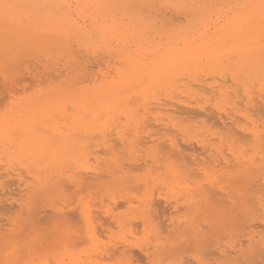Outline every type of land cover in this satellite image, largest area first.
Listing matches in <instances>:
<instances>
[{
	"label": "bare ground",
	"instance_id": "6f19581e",
	"mask_svg": "<svg viewBox=\"0 0 264 264\" xmlns=\"http://www.w3.org/2000/svg\"><path fill=\"white\" fill-rule=\"evenodd\" d=\"M50 1L59 2V3H56V4H58V6L54 5L55 2L53 4ZM50 1L49 0H0V4H7V5H13L14 6L11 9H5V8L0 7V53L4 51V54H5V48H7L6 46L8 45L7 42L9 40H12V38L8 39V37H10V33H12L11 37H13V38H15L13 36V34L14 35H18L19 34L21 36L23 34L22 42L19 41V45L17 44V42H15L17 44V48L20 46V44L21 45L23 43L28 44V40H27V42L23 41V40H25V39H23V37H25L24 35H26V36L29 35V38H30V36H33L32 38H34V35H37V38H34V39H36L38 41L39 38H42L41 40H39L40 44H41V41H43V40L46 41L45 43L43 42V44H42L43 46H45V44H48V42H51L52 46H50L51 43H49V47H44L46 49H50V51H52V49H53L52 47L55 46V45L53 46V44H56L59 40L62 41L61 43H62V46H64V47L62 48V46H60V44H56L55 49L53 51H55L56 49H59V48H56L57 45H59L63 49V50L60 49L61 51H64L65 47H67V44L69 45L68 42H71V41H75L80 46L91 45V46L95 47L99 43L103 44V43L107 42L106 41V39H107V34H106L107 26H106V24H107L108 21L105 18L108 17V16L111 17V21L113 22V28H115V31H116L115 34L119 33V34L123 35L124 36V40H126L127 39L126 37L129 36L131 41L135 43L137 52L131 53V50L124 49V46H122V49H119L117 51L120 54V56H123L124 58L127 57V56H130V58L127 60L129 66H130V71L127 70V71L130 72V75H129V77H128L127 81H126V84H125V85H127V88L125 90H123V91H120V92H116L115 91L111 95L107 94L104 97L102 96L103 97L102 99H99L97 96H96L97 98H95V97H93V98L85 97V99L87 98V100H85L84 102H83V99L81 100L84 105L77 109L79 111V113L81 114V116L79 118H77V119L74 118V121H72V123H70V124L68 123L69 126L63 127L64 126V122H63V126L58 125L56 120H59L61 122L62 117L59 119V115L60 114L57 113V115H58L57 116L56 114H54L55 112L52 113L53 109L51 107L49 108V106H46V105H45L46 107H42L41 106V113L42 114H44V113L48 114L49 113V114L53 115V117L56 115L58 117L57 118L55 116L57 119L53 118V117L52 118H43V117H40V114H39L38 116L41 119L39 121H36L35 118H38L37 115L32 116V113L28 115V112L24 113V115H26V117H27V118H24V119H21V117H20L22 115V113L20 115H17L16 117L14 116L15 119H12V120L7 119L6 117H0V151H1L0 152V163H3V162H6L7 164L9 162L12 163L11 160H13V159H16L17 161L21 162V160H19L21 158H22V160H24V158H25L24 163H26L27 160L32 161V165L29 164L32 167H27L28 170L26 168H24L26 166V164H23L24 167L22 166L23 161L19 165V167L20 166L23 167L22 169L24 171L26 170V172H27L26 174H29L30 178L32 177V179H31L32 181L30 180V182H27L26 179L23 178V176L21 174V172L23 170L21 169L22 171L19 172V170H18L19 168L16 166L18 164H14L17 167V168H15V171L13 170L14 168L13 169L11 168V166L13 164H11V165L8 164V167L10 166L11 172H13V171H14V173L16 172L15 176L17 177V182H18V185H19V188H20L19 189L20 190V194H19L20 197L17 198L16 200L18 202V206L20 207V210H21L20 212H22V210L24 212L26 211L25 214H27L28 217L24 218V217H22L23 216L22 215V216H20V217H18L16 219L7 218V224H6V222H4L7 226L4 223L3 224L0 223V254H2V253L4 254V256H5L4 258H5L6 262H7V264H18V261H20L21 259H22L21 261L24 262L23 261L24 257H27V256L30 258V261H31L30 264H163L164 259L166 260V256H164L165 258H162L161 257L162 255H168V254L172 253L173 251H175L176 249H178L180 246L181 247H185L184 246L185 243H188V244H185L186 246L187 245H193V244L196 246V244L205 243V241L208 239V237L210 238V236L207 237V234H206L207 238L204 237L205 236L204 232L206 230L205 231L202 230L203 229V228H201L202 226L198 225V224H202V223H199L198 220H197V222H198L197 225H195V223H196L195 222V218L198 219L199 215L201 217L204 216V219L206 218L205 217L206 215H204V214L207 213V211H208L207 208H210L209 210H211V205H212L211 202L213 203L212 200L214 199L212 197V200H211V196L210 195L215 194L216 191H217L216 194H220V192H218V190L213 191L214 188H216V187L219 188V189H222L226 193V195H225V193L223 192L224 194L223 195L221 194L222 196L225 195V196H227V198H229L228 200L231 199V207L229 206L230 208L227 211H225L226 209L222 208V207H224V205L226 207V204L222 203V205H221V203L218 202L220 200H218V199L215 200L214 199V201L218 202L216 204L220 205L221 208L223 209L222 216H221V217H223V219L221 220L222 223L223 222L225 223L226 219H227V222L225 224L228 225L229 223L231 224V222L233 223L234 219H237V218H235L236 215L233 214L234 212H236L237 215H240L243 218L247 219L245 221L251 220L252 218H253V220H255L256 218L259 219L261 224L259 222H258L259 223L258 224V223H256L257 221L256 222L254 221L255 225H257V227H258V225L259 226L263 225V227H264V140H263V138H264L263 136L264 135L262 134V132L258 131L254 126H253V128H250V129H248L246 127V130L248 129V133H249L248 135L246 134L247 135L246 137H248L249 135L253 136V143H254V147H255V152L257 151L256 154L258 153L259 161L255 160L256 155H254L255 158L253 156H251V157L248 156V158H247L246 155L245 156L243 155L244 153L242 152V150H240V151L237 150V149L235 150L232 147L229 149V157L226 156V153L224 154L223 149L221 150V149H216L215 148V152H216L215 160L218 161V164H219L220 160H222V162L224 164H227L226 167H230V166L231 167L232 166L235 167L233 172L232 171H230V172L228 171L229 172L228 174L231 176V177L229 176V178H230V181L228 180L229 183L228 182H227L228 184L220 183V181H221L220 179H219L220 181H218L217 179H215V180L211 179L212 176L211 177L208 176L209 173H207L206 174L207 176L204 177V178L208 179V183L211 186V188H209L210 186H208V188H206V187L204 188L202 185H199L197 187L194 186L195 188H192V190L191 189H186L184 196H182V198L179 197L180 199L178 197H176L175 195L172 196L171 200L170 199H165L166 202L170 201V204L173 201V205L174 206H177V204L179 202L184 203L185 205H187L186 207H188V208L191 207V205H194V204L198 206V210H195V212L192 211L193 212L192 217H189V218L185 217L184 219L182 218V219H179L177 221L178 222L177 225L179 226L178 228H180V225L183 226L182 227L183 229L181 228L183 230V232L180 231L181 234L177 232L176 225L174 224L175 220H177V218H173V217L169 218L170 219V224L169 225H172V228L167 230V231L170 232L168 234L172 235V236L170 237V239H167V240L165 239V241H162L163 233H165V232H163V229H162L163 225H161L160 221H158V213L156 212V208H157V210H159L158 205L161 203L158 200L162 201V199H157V204H156V201L152 200L150 197H145V195L141 194L143 196V198L141 197L142 199H139V198L136 197V199H139V200H136V201H138V203H140V205L137 206V204H136V206H137L136 210L137 211H135L134 214H131L130 217H124L122 215H119V214L113 212V210H114L113 206L105 208L103 210L104 213L109 218H111V221H109V220L107 221L108 223L110 222V224L113 223V224H116L118 227H123L124 228V226H126V225H131L132 224V226H133V223L135 221H137L138 224H141L143 226L142 229H143V231L146 234L152 233V235L154 236V238H153L154 242L152 240H151L152 242H150L148 239L145 240L147 242H145V241L142 242V240H140L141 242H137L136 240L134 241L133 239H131L133 241L130 240L129 237H132L133 235L128 237L127 233L126 234L124 233V234L119 235V236H114L117 240L114 241V244L112 243L113 245L111 247H107L106 246L107 243L104 244L103 243L104 241L101 240V238H100L101 237V233H102V230H104V229H102L100 232L98 231V230L101 229V227L99 229V227L97 226V223L95 224V219H94V215H93V212H92L94 210L90 209V205H89L90 202L85 201V199H84L85 197L84 198H82V197L78 198L79 199V203L77 204V202H76V205L74 206L75 208L74 207H72V208L70 207L69 208V206L62 205L61 204L62 200L60 201V199H58V198H62L64 196L63 193L66 190V188H65L66 184L65 183L73 185L75 189H80L81 187H86V188L89 189V188H91V186L100 187V186H104L106 183L109 184L108 182L105 183V182L102 181L104 176L111 177L110 181L116 183L120 179H123L125 176L129 175L130 170L129 169H124L122 167L123 164L120 163V161L116 159L117 157L116 158H112L113 157L112 155H111L112 157H110V159H112V160L116 159L115 163H117V167H116V169L114 171H112L111 168L109 170L108 165H107V167H104V166H106V164H103V165L101 164L103 167L100 165L97 168L93 169L92 172H90V174H87L89 172V167H91V166L88 165L89 163H87V162H89V159L91 158L90 156L93 155V154H94L93 156L96 158L95 154L97 153L95 151H91V150L88 149V147H89L88 143L90 141L89 139H91V137H93V134L96 133V132H100L101 134H99V136L104 138V139L106 138V139L103 140L101 138L102 141L99 142V145L100 144L102 146L104 145L105 148H109V146L111 147V145L109 144V141L112 138H110V140L108 142H107V138H108V136L111 135L110 132L113 131V130L112 129H108V128L111 127L110 125H111V123H113L111 121H114L115 117L112 116V115L111 116H107L108 115L107 112H109L107 110V107H108L107 103L109 101L112 102L113 104H114V102H116V104H115L116 107L114 106L115 109H117V110H114V112L117 111L116 115L114 113L115 116L123 115L127 119V121L129 120V118H131L130 120H134V118H136V117L140 118L139 116H137L138 115L137 113H139V112H137L134 115H132V113L135 112L136 110L134 111V110H131V108H129V104L130 103H133L134 101L140 102V100L143 101V99L146 98V96L148 94H150L153 90L155 91L156 88H160V89H162L164 91H167L168 89H170V87L173 84H174V86H172V87L174 88L175 87V83L174 82L176 80H178V82H180L179 79H182L181 81L184 82V77H190L191 76L193 78L194 73L198 71L197 73L199 74V71L201 70V66H203L204 64H208L207 66L210 65L209 67H211V66L213 67V65L214 66L216 65L217 67L218 66H222L223 67V65H224L223 63L226 64V62H230V61H234L233 62L234 64H236L238 62H241L242 66L240 64H237V66H234V64L232 62L229 63V64H226V65H230L231 67H239V66H241L242 68L244 67V71L246 69V72L249 73V74L248 73H243L244 72L243 71V72H241V75H243L241 77H244L246 74H248V76L253 74L252 76L255 77V80L252 77L253 78V81H252V78L250 76L249 78H251V82L252 83H256V81H257L260 84L258 87H260V86H261L260 88L264 87V11H262V9L260 7L261 4H262V0H237L236 2H232V3H235L234 5H229V6H228V4L230 2L228 3V1H227L228 4L226 5L225 8H223L221 10H218V8H216V7L213 8L212 9L213 12H217V14L219 12L217 20H214V18H216L217 15L213 14L215 16L213 18V20H214L213 22H215V25L213 24L214 26H212L211 24H210L211 26L208 25L209 22H207V20L211 19V18L208 17L209 16L208 15L207 16L208 18H206V17H205L206 19L204 18L206 20V23L205 22L201 23V25H199V26H201L202 28L198 29V31L196 33H194V31H191L189 29L187 31H183L182 30V31L177 32L176 34L179 35V36L174 38V39H171V37H170L169 41H167V47L165 49L164 48L161 49L158 45L151 44L152 40L149 39L148 37L145 38L147 36L146 33L150 29V27L148 25H145V26L142 27L140 23H135L136 21H134V22L129 21L127 24L122 25L121 21L116 20V17L119 15L118 13L120 12L119 10L123 9L124 7L128 8V5L130 3H133L132 1L129 2V0H84V2L86 3L85 8L86 7L90 8L92 10L90 12V14L93 15V17H91V23L92 24L89 25V27L87 25L85 26L83 24V22L85 23L86 18L88 16H90V14L85 13L87 10L86 11L84 10L85 12L82 11L81 14H79L80 19L83 20V22L81 21L82 23H80L79 21H77L73 17L72 11H71L72 9H70L69 5L67 6L66 9H63L60 6V4H63L65 2V0H50ZM133 1H136V3L140 2V4H141L142 1H144V0H133ZM146 1H148V0H146ZM150 1L151 0H149V2ZM159 1H164V2L170 3L171 6L181 7V9L182 8H192L194 10H197V12L199 11V13H203V12L206 13L208 11L205 12V9H210L208 7L207 3H205L207 6H205V4L203 5L204 1L206 2V0H159ZM159 1H156V2L159 3ZM207 1H209L208 3H210V1H213V3L214 2L215 3H218V2L222 3L225 0H207ZM146 3H144V4H146ZM134 4H135V2H134ZM144 4H143V6L146 7L147 4L146 5H144ZM157 5H159V4H157ZM212 5H214V4H212ZM151 6H153V5H151ZM209 6H210V4H209ZM139 8H140V6H138L137 9H139ZM156 8L159 9L161 7L157 6ZM141 9H143V8H141ZM145 10H146V8H145ZM248 10L250 11L249 12L250 15H245V13H247ZM151 12H153V11H151ZM182 12H184V11H182ZM187 12H188V10H187ZM190 12L194 13V11L190 10L188 14H190ZM121 13H126V12H121ZM167 13H168V10H167ZM204 13L201 15L202 18L204 17ZM127 14H128V12H127ZM220 14H222V15H220ZM157 15L159 16V14H157ZM170 15H172V14H170ZM177 15H176V18H177ZM130 16H132V15H130ZM172 17H171V19H172ZM132 18H135V16H132ZM176 18H174V19H176ZM99 19H101V22H99ZM204 19H202V20L204 21ZM202 20L200 22H202ZM139 22L143 23V21H141V20H139ZM200 22L198 24H200ZM194 24H195V22H194ZM183 25H184V23H183ZM194 29H196V28H194ZM245 34H249V35H247L244 38H242V36L245 35ZM250 34H252V35H250ZM16 37L19 38V36H16ZM140 37H142L143 39L140 38ZM165 37H167V36H165ZM251 37L256 38L255 44H253L252 42H248V43L246 42V39H249ZM25 38H28V36L25 37ZM15 39H17V38H15ZM17 40H19V39H17ZM37 41H35V43ZM13 43H14V39H13ZM15 43H14V45H15ZM32 43H33V40H31L29 45H32ZM38 43L39 42H37V44ZM164 43H166V42H164ZM164 43H163V45H164ZM125 44H126V47H129L128 46L129 44H127V43H125ZM143 44L146 45L145 51L142 52V53H139V46H141ZM250 44H252V46ZM29 45H27V46H29ZM42 45H40V46H42ZM23 46H24V44H23ZM27 46H26L25 49H27ZM37 46H38L37 48L39 49L40 48L39 44ZM43 46L41 48H43ZM109 46H111V45H109ZM13 47H15V46H13ZM149 48H153V49L149 50ZM21 49L24 50L23 47H21ZM38 49H36V50H38ZM46 49H44V51L42 53H45ZM9 50H10V48H9ZM29 50H32V48L29 49ZM40 50L42 51V49H40ZM60 50H59V52H61ZM65 50H67V48ZM125 50H127V51H125ZM20 52H22V51L20 50ZM20 52H18V53H20ZM69 52H71V53L73 52V53L76 54L75 51H71L70 50ZM48 53H49V51H48ZM49 54H51V52ZM0 56L2 57V60H0V62L4 61L3 63H5V66L8 65L9 62H10L9 59H11V56L10 57L6 56L5 58H4V55L3 56L0 55ZM76 56H77V54H76ZM85 56H87V55H85ZM7 57H9V58L7 59ZM12 57L14 58V55ZM51 57H53L52 54H51ZM82 57H83V54H82ZM16 58H17V55H16ZM16 58H14V59H16ZM59 58H61V57H58V59ZM89 58H87V59L83 58V59L84 60H89ZM100 58H102V57H99L98 60ZM103 58H104V56H103ZM14 59H11V61L14 60ZM61 59H63V58H61ZM61 59H59V60L62 61ZM110 59H113V58H110ZM68 60L69 59H64L63 61H64V63H66V61H68ZM24 61L27 62L26 60H24ZM30 61H32V60H30ZM70 62H71V60H70ZM86 62H88V61H86ZM3 63H1V65H3ZM74 63H76V62H74ZM89 63H91V61H89ZM97 63H98V61H97ZM97 63H94V64H97ZM122 63H124V62H122ZM12 64H14L13 61H12ZM30 64H32V63H30ZM30 64H28V65L30 66ZM92 64H93V62H92ZM20 66H22L21 63H20ZM31 66H33V65H31ZM31 66H30V68H31ZM64 66L68 67L69 64L68 65L64 64ZM74 66H75V64H74ZM80 66H78V67H80ZM207 66L204 65V70L205 71H203V72H206V67ZM11 67H12V65H11ZM82 67H85V66H82ZM222 67H220V69L224 70V68H222ZM241 67H239V68L241 69ZM7 68H9V66ZM32 68H34V67H32ZM36 68H37V66H36ZM93 68H92V70L95 69V68L94 69ZM114 68L112 67V69H114ZM226 68L231 70V68H229V66L228 67L226 66L225 69ZM0 69L3 70V68H1V67H0ZM19 69H20V67H19ZM112 69H111V71H112ZM214 69H216L215 72L218 70L217 68H214ZM238 69H237V72H234L235 74L233 73V76L237 75V78H238V74L237 73L239 72ZM53 70H55V69H53ZM89 70H91L90 67H89ZM92 70H91V72H93ZM208 70H209V68L207 69V71ZM232 70H234V69H232ZM59 71H61V70H59ZM63 71H61V72H63ZM81 71H83V70L81 69ZM84 71L85 72L87 71L86 68H85ZM4 72L5 71L3 70V73ZM19 72H20V70H19ZM35 72H36V69H35ZM213 72H214V70L212 72H210V73L213 74ZM12 73H10L11 77L16 76V75L13 76ZM112 73H114V72H112ZM14 74H15V72H14ZM48 74L52 75L51 72L48 73ZM58 74H60V72ZM89 74H91V73H89ZM204 74H202V75H204ZM222 74H220V75H222ZM10 75H8V76L10 77ZM20 75H22V74H20ZM34 75H35V73H34ZM107 75H105V76H107ZM123 75H126V74H123ZM5 76H7V74H5ZM17 76H19L18 73H17ZM53 76L55 77V75H53ZM82 76H84V75H82ZM235 76L233 77V79L235 78ZM59 77L60 76H58V78ZM87 77H90V75L87 76ZM102 77H104V76H102ZM113 77H115V76H113ZM191 77L189 79H191ZM197 77H199L198 79H200V77H201L200 74H199V76L196 75V78ZM92 78L93 77H90V79H92ZM97 78L98 77H96V79ZM196 78L194 77L193 80H196ZM207 78H210V77L207 76ZM213 78H215V77L213 76ZM237 78H235V80H239ZM249 78H248V80H249ZM44 79H50V78H44ZM65 79H67V78H65ZM82 79H83V77H82ZM216 79L218 80V78H216ZM244 79H246V78L244 77ZM18 80L20 81V79H18ZM56 80H54V82ZM193 80H191V82ZM82 81H85V80H82ZM23 82H25V81H23ZM41 82H42V80H41ZM46 82H48V81H46ZM75 82H77V81H75ZM78 82H80V81L78 80ZM178 82H176V85H178ZM246 82H248V81H246ZM14 83H15V81H14ZM14 83H13V85L11 84L12 85L11 87L15 86ZM185 83H186V81L183 84H185ZM193 83H194V81H193ZM201 83H202V81H201ZM201 83H199V84L201 85ZM203 83L205 84V82H203ZM111 84L112 83H110V86H112V88H113V84L112 85ZM199 84L197 83V85H199ZM206 84L209 85L208 83H206ZM247 84L249 85L250 83L248 82ZM187 85L188 86L183 85L184 87H186V88L183 87V89H186V90L189 89L188 88L189 84H187ZM193 85H196V84H193ZM200 85H199V87L204 86V85H201V86ZM253 85H255V84H253ZM4 86L6 87L7 85H4ZM16 86H18V85H16ZM35 86H36V84H35ZM114 86H115V84H114ZM210 86H211V88H212V86L215 88V86L212 85V84H210ZM219 87L223 88V85H221ZM250 87L251 86H249V89L247 88V90H250ZM175 88H177V87H175ZM175 88H174V90H175ZM178 88H182L180 86V84H179ZM214 88L211 89V90H214ZM18 89L20 91L21 88H18ZM96 89H98V86H97ZM106 89H108V88H106ZM113 89H115V88H113ZM190 89H192V88H190ZM199 89H201V88H199ZM202 89H203V87H202ZM24 90H27L26 87H25ZM87 90H89V89H87ZM186 90H184V92L188 93ZM208 90H210V87H209ZM239 90L240 89H238V92H239ZM51 91H52V89H51ZM51 91H48V93L51 92ZM63 91H65V90H63ZM94 91H95V89H94ZM169 91L172 92V90H169ZM225 91L227 92V90H224V92L220 91L221 92L220 95H223V99L224 100L226 98V97H224V94H226ZM263 91H261V92H263ZM124 92H126V93L124 94ZM171 92H169V93H171ZM214 92H213V94H214ZM236 92H237V90H236ZM169 93H167V94H169ZM189 93H195V90H194V92H189ZM189 93H188V97L190 96ZM1 94H3V93H1ZM5 94H3V95L5 96ZM14 94H16V91H15ZM73 94H75V95L78 94L79 95V93H77V94L73 93ZM173 94L175 95V94H177V92L176 93L173 92ZM173 94H172L173 98H176V99H178V97L180 98L179 92H178L177 95H175V97L173 96ZM181 94H182V92H181ZM43 95L44 94H42L41 96L39 95L40 96L39 98L37 97V100H36L37 103H40V102L42 103L43 102V104H45L46 101H48V100L50 101L51 100L50 102H48L49 103L48 105L54 106V108L55 107L58 108V105H60L59 101L62 99L61 96L56 94L55 91H54V92L50 93L43 100V98H42ZM45 95H47V94L45 93ZM80 95H82V94H80ZM156 95H158V94H156ZM214 95H216V94H214ZM214 95H213V97H214ZM86 96H88V95H86ZM151 96H148V97L151 98ZM176 96H178V97H176ZM225 96L229 97L231 95L228 96L226 94ZM70 97H69V99H67V101L70 100ZM74 97H77V96H74ZM74 97L72 99H74ZM233 97H234V95H233ZM2 98H3V96H2ZM78 98H76V99H78ZM170 98H169V100L171 101ZM173 98H172V100H174L173 101L174 105H173V103L172 104L168 103V101H167L168 104L165 102V103H163V105H161L162 103H160L159 105L161 106L162 109H164L166 111L168 109V112L172 111V112L175 113V112L178 111V113L179 112L180 113L183 112L185 114L188 110L190 112L195 111L194 109H196V108H194V109L192 108L191 110H193V111H191L189 108H187V107L184 108L183 107V105L190 106V104L187 103L189 101L185 102V100H184L185 98L184 97H183L184 99H182V100H175ZM208 98H210V97H208ZM247 98H248V96H247ZM159 99H161V98H159ZM251 99H254L253 101H255V102L258 101L255 97H251L250 96V98H248L247 103L249 102L251 104L253 102V101L250 102ZM227 100L228 99L226 98L225 101H227ZM243 100H244V97H243ZM1 101H2V99L0 100V102ZM176 101H177V103H176ZM2 102H4V101H2ZM22 103L29 105L28 104L29 102L28 103L22 102ZM239 103L240 102H238V104ZM259 103H261V102H259ZM259 103H257V105ZM3 104H6V103H3ZM134 104H136V103L134 102ZM141 104L143 105V103H141ZM141 104H140V107H143ZM156 104H158V103H156ZM177 104H178V106H176ZM179 104H182V105H179ZM263 104H264V98H263ZM63 105H61V106H63ZM130 105H132V104H130ZM22 106H23V104H22ZM76 106H78V105H76ZM181 106L184 109L183 108L181 109ZM207 106H209V105H207ZM240 106L243 107V105H240ZM259 106H261V104H259ZM19 107H21V106H19ZM29 107H31V106H29ZM34 107H36L35 104H34ZM206 107L198 105L197 108L200 109L201 111H204V109H206ZM254 107H256V106L254 105ZM150 108L155 109L154 107H150ZM158 108H160V107L157 106V109ZM217 108H218V106H217ZM65 109H66V106H65ZM72 109H74V108H72ZM220 109L221 108L219 107V110ZM250 109H252V108H250ZM253 109H252V111H253ZM13 110L14 109H12V111ZM16 110L17 109H15L14 111H16ZM60 110H63V109L59 108V111ZM138 110H140V109H138ZM185 110H186V112H184ZM207 110H208V108H207ZM255 110H258V108L254 109V112H255ZM262 110L264 111L263 108H262ZM12 111L10 112L11 114H12ZM35 111H36V109H35ZM201 111H197L196 115H197V113H199ZM260 112H262V111H260ZM7 113L8 112H6V114ZM257 113H259V112L258 111L256 112V115L258 116ZM63 114H65V113L61 112V115H63ZM144 114H146V113L144 112ZM218 114H220V113H218ZM262 114L264 115V113H262ZM169 115H170V113H169ZM185 115L187 116V114H185ZM201 115H203V117H204L207 114H205V115L201 114ZM201 115H199V116H201ZM230 115H232V114H230ZM230 115L226 114V118L230 119L231 122H234V120L231 117H229ZM259 115H260V118H261L262 116H261L260 113H259ZM188 116H190V115H188ZM193 116H194L193 119H195L196 117L198 118V116H195V114ZM222 116L223 115L221 114V118H223ZM103 117H105V118L106 117L107 118L111 117V121H109V122H111L110 125H109V122L107 121L109 119H106V120L104 119L103 120V122L105 121V123H104L105 125L102 122H100L101 118H103ZM180 117H181V120H182V117H183L182 114H181ZM244 117L248 118L249 115L247 114V116H244ZM258 117H257V119H259ZM9 118H11V117H9ZM118 118L119 117H116V120ZM162 118L161 117H157V116L154 117L155 120H159L160 122L162 121ZM207 118H209V119H206V120H210V117L207 116ZM221 118H220V120H221ZM226 118H223V119H226ZM122 119H124V118H122ZM257 119L254 117V122ZM65 120H67V119L65 118ZM147 120L149 121L148 118H147ZM165 120H166V118H165ZM186 120H187V118H186ZM220 120H219V122H220ZM238 120H239V118H238ZM67 122H68V120H67ZM106 122H107V125H106ZM120 122H122V121L120 120ZM124 122H125V120H124ZM129 122L130 121H128L127 124ZM134 122H135V120H134ZM166 122H169V121L167 120ZM215 122H216V120H215ZM217 122H218V120H217ZM257 122H258V120H257ZM125 123H123V126L125 125ZM139 123L142 124V125H139V128H140V126H143V119H139L138 124ZM151 123L152 122H150V124ZM206 123H207V121H206ZM253 123H252V125H253ZM262 123L264 125V121ZM115 124H117V123H115ZM127 124H126V126H127ZM130 124H132V123H130ZM219 124L220 123H218V125ZM118 125H116L117 128L119 127V128H123L124 130H126L124 128L125 126L122 127L120 125V123ZM212 125H214L216 127L217 123L216 124L212 123ZM225 125L226 124H224L223 126H225ZM236 125H237V123H236ZM257 125H259V124L257 123ZM49 126H52L53 128L52 127L48 128ZM116 126L114 125L113 129ZM152 126H157V125L152 124ZM207 126H208V124L206 125V127ZM248 126H250L249 123H248ZM260 126H262V125H260ZM62 127H63V129H62ZM226 127H228V126L226 125ZM137 128H138V126H137ZM210 128H211V126H210ZM212 128H214V127H212ZM222 128L225 129V127H222ZM263 128H264V126H263ZM263 128L261 127V129H263ZM43 129H45V130L46 129L54 130V131L60 133L61 136L59 137L58 134L57 135L54 134L55 136H53V135H51L52 133H50L47 130L44 131V132H46V134L48 133L50 135H46L43 132ZM106 129L110 130V132L107 130L109 132V134H110L108 136H106L108 132L105 135V132H106L105 130ZM127 129H129L128 126H127ZM131 129H133V125H132V128H130V130ZM158 129H162V128L160 127ZM218 129H219V127H218ZM39 130H41V131H39ZM121 130L118 129V131H120L119 133L123 134V133H121ZM143 130H145V129H143ZM164 130H166V128ZM168 130H171V129H168ZM36 131H39V132H36ZM192 131H194V130H192ZM263 131H264V129H263ZM40 132H42V134H45V136H48V137H51V138L46 139V138L42 137V134ZM154 132L155 131H152V133H154ZM156 132L161 135L159 130L156 131ZM152 133H151V135H152ZM215 133L218 134V133H221V132H217L216 131ZM238 133H239V131H238ZM234 134H236L237 137H239V138L241 137V136H239L236 133V131H235ZM244 134L245 133H243V135ZM115 135H117V134H115ZM133 135H135V134H133ZM240 135H242V134H240ZM120 136H123V135H120ZM126 136H128V135L126 134ZM136 137H138V136H136ZM141 137H143V136H141ZM141 137L139 135V138H141ZM173 137H175V136L173 135ZM237 137H236V139H238ZM53 138L56 139V141ZM123 138L126 139L125 136H123ZM242 138L245 141V139H244L245 137H242ZM124 139H122V140H124ZM94 140H96V139H94ZM243 140H242V142H243ZM247 140H246V142H247ZM140 141L144 143V142H147V141L149 142L150 140L148 139L147 141H143V140H140ZM239 141H240V139H239ZM239 141H237V142H239ZM132 142H134V141H132ZM150 142H152V141H150ZM179 142L177 141V143H176L174 139L173 140L171 139V140H169L168 143L170 144V147L174 148V150H175V149L179 148L178 147L179 145H177ZM242 142L239 143V146H240V144H242ZM248 142H250V141H248ZM115 143H117V142L115 141ZM132 144L134 145V143H132ZM117 145H119V144H117ZM203 145H201V147H204ZM236 145L238 146V144H236ZM246 145H247V143H246ZM187 146L188 145H185V147H187ZM120 147H122V146H120ZM166 147H167V145H166ZM98 149L96 151L100 152V149H102V148H98ZM151 149H153V148H151ZM185 149H188V148H185ZM196 149H197V147H196ZM123 150H124V148H123ZM205 150H207V149H205ZM177 151H179V150H177ZM212 151H213V148H212ZM249 152H250V150H249ZM101 153L102 154L103 153L106 154L107 152L106 151L105 152L101 151ZM101 153H99V154H101ZM174 153H176V152H174ZM199 153H201V152H199ZM183 154H185V153H183ZM197 154H196V157H197ZM15 155H17V156H15ZM248 155H250V154H248ZM2 157H5L7 159H5V158L2 159ZM191 157H192L191 158L192 161H194L196 159V157L194 155L191 156ZM230 157H231V159H229ZM97 158H99V157L97 156ZM187 158H188V156H187ZM187 158H185V159L187 160ZM99 159H101V158H99ZM102 160H103V158H102ZM105 160H107V159H105ZM188 160H189V158H188ZM231 160L234 161L233 164H230ZM13 163H15V162H13ZM115 163H113L114 166H116ZM185 163H187V162H185ZM189 163H191V162H189ZM3 164H5V163H3ZM7 164H5V166ZM199 165H200L199 162H196V160H195L194 166L197 169H202ZM131 168L132 167H130V169ZM91 169H92V167H91ZM10 170H9V168H6L5 169V173L7 175H10ZM87 170H88V172H87ZM190 175H191V173H190ZM182 179H183V177H182L181 173H179L177 168L174 165L171 164L169 166V177L165 181V183L167 184V187H169L171 190H174L176 188L184 189L186 186L183 187V184H182L183 180ZM206 179H204V180H206ZM224 179H226V178H224ZM201 181H200V183H201ZM226 181H227V179H226ZM8 182L9 181H7L6 183H8ZM15 182H14V184H15ZM142 182H145L144 179H143ZM1 185H3V181L0 182V186ZM105 186H108V185H105ZM204 186H207V185H204ZM67 187H69V186H67ZM163 187H164V185H163ZM254 187H256V188H254ZM2 188H4V187H2ZM143 188H146L145 185H144ZM13 189L16 190V188H13ZM109 189L112 190V187L109 188ZM130 189L128 188V190H130ZM233 190H234V193H233ZM4 191H6V189ZM108 191L109 190H107V192ZM210 191H213V193H210ZM112 192H114V191H112ZM112 192L110 191L108 193H111V194H109L110 197H111L110 201L112 202V204L115 205L116 204V198L112 195ZM141 192H142V190H141ZM134 193H137V191H134ZM143 193L145 194L147 192L143 191ZM154 193H155V191H154ZM208 193H210V194H208ZM120 194H121V192H120ZM124 194H125V196H124L125 199L126 200L128 199L127 201H129V202L133 201V200H130L131 197H133V193H132V195L129 192H125ZM2 195L3 196L7 195L5 197V200H7V201L9 199L13 200V198L11 196L12 194L10 195L9 193L6 194L5 192H2ZM105 196H108V195L105 194ZM152 197H154V196H152ZM167 197H169V196H167ZM119 199H121V198H119ZM0 200H3V199H0ZM74 200L72 202H74ZM37 201L43 202L44 203L43 206L44 205L48 206V207L51 208V210H48L49 212L46 211L47 209H39L38 210L39 207H36V204H35ZM59 201H60V203H59ZM117 202H119V201H117ZM133 202H135V201H133ZM133 202L131 204L134 205L135 203H133ZM158 202H159V204H158ZM223 202L227 203L226 200H223ZM96 204H98V203H96ZM127 204H130V203H127ZM229 204H230V202H229ZM5 205H7V204H5ZM11 205H13V204H11ZM60 205L63 206V208H66V209H63ZM213 205H215V202L213 203ZM159 206H161V205H159ZM0 207H1V205H0ZM13 207H14V205H13ZM199 207H202V208L204 207L205 208V209L203 208V210H202V213L204 212L203 214L201 213V211H199L202 208L199 209ZM216 207H214V208H216ZM4 210H5V208H4ZM12 210H13V208H12ZM164 210H165L164 212L167 211L166 208H164ZM205 210H207L206 213H205ZM212 210L214 211V209H212ZM219 211H220V209H219ZM7 212H9V211H7ZM24 212H23V214H24ZM99 212H100V210H99ZM9 213L11 214L13 212H9ZM41 213H43V215H41ZM209 213H211V212H209ZM216 214H218V212ZM4 215H5V213H4ZM194 215L197 216V217H195ZM213 215H212V217H213ZM219 215H221V214L219 213ZM3 219H4V217H3ZM204 219H202V220H204ZM215 219H216V217H215ZM46 220H50L51 224H54V225H56V223H58L59 221L60 222H64L65 225L62 228H59L57 230H54V227L50 226L49 228L44 229L45 230L44 232H41L42 229H41L40 225L45 223ZM253 220H252V223H253ZM163 221H164V219H163ZM211 221H213V220H211ZM221 221H220V223H221ZM242 221H241V223H242L241 225L243 226L244 225V221L243 222ZM103 222L104 221H102V223ZM207 223L208 222H206V224ZM252 223L251 222L247 223V225L249 224L248 227L251 226L252 228H254V226H252L253 225ZM162 224H164V223L162 222ZM212 224H214V223H212ZM234 224H235V222L232 224L233 227H234ZM210 225H211V222H210ZM210 225H208V226H210ZM216 225L217 224L214 225L215 226V230H216ZM199 226H201V227H199ZM242 226H238V228L241 227V230L239 229L241 235L244 234L243 233L244 231L242 232L243 234L241 233V231L243 229L247 228V226H245V228L242 227ZM83 227H84V231L80 232L81 228H83ZM206 227H207V225H206ZM212 228L214 230V227H212ZM224 228L222 227V229H224ZM238 228L234 227L233 229L234 230H238ZM109 230H110V232H112L110 227H109ZM126 231H128V229L125 230L124 232H126ZM135 231H133V232H135ZM251 231H253V230H251ZM131 232H132V230H131ZM136 232L138 233V231H136ZM210 232L211 231L209 229L208 230V234ZM228 232H231V230H229ZM212 234H213V231H212ZM227 234H230V233H227ZM254 235H255V233H254ZM254 235L253 234L251 236L249 235L247 240L245 239L246 240L245 242H248V245H249V247H247V248L245 246L246 249H244V247L242 245H241L242 247L238 246V248H236L235 246H237L238 241L234 242V243H236L235 245H233L234 243L232 244V243H229V242H228L229 244H227L228 246H225V245L222 246V245L218 244V245H220V247H218V253L221 256V259L223 260L222 264H240L242 262L240 257H243L242 259H243V261H245V264H249V262H251V261H248V263H246V261L248 259H250L249 257L250 256L252 257V255H255L256 251L258 253V250H259L258 248L259 247H260V251H259V254H260V252L262 251L261 247H264V242L262 240L263 238L262 239L258 238V239L255 240L254 237H253ZM256 235H257V233H256ZM143 236H145V235L143 234ZM149 236L151 237V235H149ZM175 236H177V239H175ZM185 236H188V237H185ZM220 236H221V234H220ZM232 236H234V235H232ZM150 237H149V239L152 238V237L151 238ZM203 237L206 239L205 241L203 240ZM173 238H174V240H173ZM135 239H138V237H136ZM219 239H220V237L218 238V240ZM238 239L240 240V237ZM84 240H86L87 243L89 242V245H90L89 249L86 250V251L83 250L84 253L82 251L81 252H77L75 250L76 245L78 243L83 242ZM176 240H177V242H176ZM210 241H211V239H210ZM212 241L214 242V240H212ZM217 243H220V242H217ZM242 243H244V241ZM230 244H232V245H230ZM239 244H240V242H239ZM254 246H257V249H254ZM83 249H84V247H83ZM188 249L193 251L191 248H188ZM205 250L208 251L207 249H205ZM204 252L205 251H203V254L205 256L204 258L207 257L206 259H208V256H206L207 254L208 255L213 254L211 252L210 253L209 252H207V253L205 252L206 253V255H205ZM213 252H215V251H213ZM168 256H167V258H168ZM110 257L112 258L111 260H113V258H115V261L114 262H106L105 260H107V259L110 260ZM209 259H211V258H209ZM257 259H254V260H257ZM183 260H184V258H183ZM188 260H190V259H187V261ZM197 261H199L201 264H209V263H206V260L203 261L201 259L200 260L197 259ZM237 261H240V262L238 263ZM183 262H186V261H183ZM255 262H257V261H255ZM24 263L25 264H29V263H26V261ZM242 263H244V262H242ZM251 264H254V261Z\"/></svg>",
	"mask_w": 264,
	"mask_h": 264
},
{
	"label": "rangeland",
	"instance_id": "374dc122",
	"mask_svg": "<svg viewBox=\"0 0 264 264\" xmlns=\"http://www.w3.org/2000/svg\"><path fill=\"white\" fill-rule=\"evenodd\" d=\"M50 1V0H49ZM133 2V3H130L129 5H128V8H126V7H124L123 9H120L119 11V15L116 17V20H119V21H121V24L122 25H125V24H127L129 21H132V22H134V21H136L135 23H140L141 24V26L143 27V26H145V25H148L149 27H150V29H149V31L146 33V37L145 38H149V39H151L152 40V42H151V44H154V45H158L161 49L162 48H166L167 47V41H169V39H170V37H171V39H174V38H176V37H178L179 35H177L176 33L177 32H179V31H187L188 29L189 30H191V31H194V33H196L197 31H198V29H201L202 27L201 26H199V25H201V23H206V18H211V19H208L207 20V22H209L208 23V25L209 26H214L215 25V22H213L214 20H217V18H218V15H219V12H218V14H217V12H213L212 11V9L213 8H218V10H221V9H223V8H225L226 7V5L228 4V6L229 5H234L235 3H232V2H236L237 0H225L224 2H222V3H213V1H210V3H208L209 1H207L206 0V2L204 1V3H203V5L205 4V3H207L208 4V7L210 8V9H205V12L206 11H208V12H206V13H204V17L202 18L201 17V15L203 14V13H199V11L197 12V10H194V9H192V8H182L181 9V7H174V6H171L170 5V3H167V2H164V1H159V0H151L150 2H149V0L148 1H146V0H144V1H142V3L140 4V2H137L136 3V1H133V0H129V2ZM153 1V2H152ZM156 1H159V3L158 2H156ZM227 1H228V3H227ZM51 3H53L54 4V2L55 1H50ZM134 2H135V4H134ZM147 2V3H146ZM156 2V3H155ZM56 3H59V2H55V6H58V4H56ZM144 3H146L147 4V6L146 7H144L143 6V4ZM155 3V4H154ZM146 4H144V5H146ZM157 4H159V5H157ZM209 4H210V6H209ZM212 4H214V5H212ZM219 4V5H218ZM222 4V5H221ZM70 6V9H72L71 11H72V15H73V17L77 20V21H79L80 23H82L83 22V20L82 19H80V17H79V14H81V12L83 11V12H85L86 10L88 11H86L85 13H88V14H90V12L92 11L90 8H85V6H86V3L84 2V0H65V2L63 3V4H60V6L63 8V9H66L67 8V6ZM133 5V6H132ZM136 5V6H135ZM151 5H153V6H151ZM216 5V6H215ZM131 6V7H130ZM138 6H140V8L139 9H137L138 8ZM143 6V7H142ZM158 6V7H161V8H159V9H157L156 7ZM168 6V7H167ZM170 6V7H169ZM205 6H207L206 4H205ZM218 6V7H217ZM220 6V7H219ZM207 7V8H208ZM141 8H143V9H141ZM145 8H146V10H145ZM141 9V10H140ZM85 10V11H84ZM143 10V11H142ZM167 10H168V13H167ZM171 10V11H170ZM187 10H188V12H187ZM190 10H192V11H194V13L192 12H190V14H188L189 13V11ZM133 11V12H132ZM135 11V12H134ZM151 11H153V12H151ZM182 11H184V12H182ZM121 12H126V13H121ZM127 12H128V14H127ZM213 12V13H212ZM249 10H248V12L247 13H245V15H250L249 14ZM121 13V14H120ZM174 13V14H173ZM198 13V14H197ZM123 14V15H122ZM157 14H159V16L157 15ZM166 14V15H165ZM168 14V15H167ZM170 14H172V15H170ZM179 16H178V15ZM213 14H216L217 15V17L216 18H214L215 16L213 15ZM130 15H132V16H135V18H132V16H130ZM176 15H177V18H176ZM182 15V16H181ZM209 15V16H208ZM220 15H222V14H220ZM173 16V17H172ZM208 16V17H207ZM91 17H93V15H91L90 14V16H88L87 18H86V21H85V23L83 22V24L86 26H88L89 27V25H91L92 23H91ZM171 17H172V19H171ZM179 17V18H178ZM181 17V18H180ZM206 17V18H205ZM110 18V19H109ZM124 18V19H123ZM174 18H176V19H174ZM205 18V19H204ZM213 18H214V20H213ZM105 19H107V21L109 22H107V24H106V26H107V28H106V34H107V39H106V43H99L98 45L100 46H98V45H96L95 47H93V46H91V45H88V46H80V45H78L75 41H71V42H68L69 43V45L67 44V47H65V49L67 48V50H65L64 49V51H61L60 49H62L64 46H62V41L61 40H59L56 44H60V46H62V48L59 46V45H57V47L56 48H59V49H56L55 51H53L54 49H55V46H56V44H53V46L54 47H52L53 49H52V51H50V49H46V48H44V47H49V43H51V42H48V44H45V46H43L42 44H43V42L45 43L46 41H41V44H40V41L39 40H41L42 38H39V40L37 41L36 39H34V38H37V35H34V38H32L33 36H30V38H29V35H27L28 36V38H25V37H27L26 35H24L25 37H23V39H25V40H23V41H26L27 42V40H28V44H26V43H23L24 44V46H23V44L21 45L20 44V46L21 47H23L24 48V50H22L21 49V47L19 46L18 48H17V44L19 45V41H21L22 42V36H23V34H22V36L21 35H14L13 34V36L15 37V38H17V39H19V40H17V39H15V38H13V37H11L12 36V33H10V37H8V39L9 38H12V40H9L7 43H8V45L6 46L7 48H5V54H4V51L3 52H1L0 53V55H4V58L6 57V56H11V59H14V58H16V55H17V58L16 59H14V60H12L13 61V63L14 64H12V61H11V59H9V64L8 65H6L7 67L9 66V68H7L6 66H5V63H3V62H0V65H1V63H3V65H1L0 67L1 68H3V70L5 71L4 73H3V70L2 69H0V92L1 93H3V94H5V96L3 95V94H1L0 93V98L2 99V101H4V102H0L1 104V106H0V117H6L7 119H10V120H12V119H15L14 118V116L16 117L17 115H20L21 113H22V115L20 116L21 117V119H24V118H27L26 117V115H24V113L25 112H28V115L29 114H31L32 113V116H35V115H37V117L38 118H35V120L36 121H39L41 118H39V114H40V117H43V118H52L53 117V115H51V114H42L41 113V106L42 107H46V106H49V108L51 107L53 110H52V113H54V114H56L57 115V113L58 114H60L59 115V119L62 117V119H61V122L59 121V120H56L58 117V115L55 117H53V118H56L55 120L57 121V123H58V125H60V126H63V122H64V126L63 127H66V126H69V124L70 123H72V121H74V118L75 119H77V118H79L80 116H81V114L79 113V111L77 110L79 107H81V106H83L84 104L82 103V99H83V102L85 101V100H87V98L89 97V98H93V97H95V98H99V99H102L104 96H106L107 94L108 95H111L112 93H114L115 91L116 92H120V91H123V90H125L126 88H127V85H125L126 84V81H127V79H128V77H129V75H130V66H129V64H128V59L130 58V56H127V57H123V56H120V54L117 52L119 49H122V46H124V49H127V50H131V53H135V52H137V50H136V45H135V43L134 42H132L131 41V39H130V37L128 36V37H126L127 39V41L126 40H124V36L123 35H121V34H119V33H117V34H115V28H113V22L111 21V17H106ZM182 19V20H181ZM191 19V20H190ZM202 19H204V21L202 20ZM139 20H141V21H143V23L142 22H139ZM178 20V21H177ZM202 20V22H200ZM211 20V21H210ZM82 21V22H81ZM193 23H192V22ZM87 22V23H86ZM99 22H101V19H99ZM194 22H195V24H194ZM200 22V24H198ZM183 23H184V25H183ZM144 24V25H143ZM211 24V25H210ZM214 24V25H213ZM183 25V26H182ZM197 26V27H196ZM203 26V25H202ZM115 27V26H114ZM153 27V28H152ZM184 27V28H183ZM191 29H190V28ZM157 30H156V29ZM163 28V29H162ZM178 28V29H177ZM194 28H196V29H194ZM175 29V30H174ZM177 29V30H176ZM151 30V31H150ZM170 32H169V31ZM196 30V31H195ZM168 32V33H167ZM166 33V34H165ZM115 34V35H114ZM247 35H249V34H245V35H243L242 36V38H244L245 36H247ZM250 35H252V34H250ZM9 36V35H8ZM16 36H19V38L18 37H16ZM21 36V37H20ZM165 36H167V37H165ZM173 36V37H172ZM39 37V36H38ZM181 37V36H180ZM114 38V39H113ZM140 38H142V37H140ZM253 38V39H252ZM13 39H14V43L15 42H17V44L15 43V45H14V43H13ZM30 39V40H29ZM143 39V38H142ZM168 39V40H167ZM17 40V41H16ZM31 40H33V43H32V45H29L30 44V42H31ZM37 41V42H39L38 44H39V46L40 45H42L43 46V48L44 49H46L45 50V53H42L43 51H44V49L43 48H41L42 46H40V48L38 49L37 47V42L35 43V41ZM253 40V41H252ZM255 40H256V38H254V37H251V38H249V39H246V42L248 43V42H252L253 44H255ZM20 42V43H21ZM164 42H166V43H164ZM75 43V44H74ZM109 43V44H108ZM125 43H127V44H129L128 46L129 47H126V44ZM163 43H164V45H163ZM13 46H15V47H13ZM37 44V45H36ZM114 44V45H113ZM27 45H29V46H27ZM109 45H111V46H109ZM251 46H252V44H250ZM26 46H27V49H25L26 48ZM36 46V47H35ZM50 46H52V43L50 44ZM74 46V47H73ZM164 46V47H163ZM10 48V50H9V48ZM32 48V50H29V49H31ZM35 48V49H34ZM51 48V47H50ZM129 48V49H128ZM145 48H146V45H141V46H139V53H142V52H144L145 51ZM154 48V47H153ZM153 48H149V50H152ZM36 49H38V50H36ZM40 49H42V51L40 50ZM74 49V50H73ZM20 50L22 51V52H20ZM58 50V51H57ZM59 50L61 51V52H59ZM63 50V49H62ZM75 51L76 52V54H77V56H76V54L75 53H71V52H69V51ZM96 50V51H95ZM127 50H125V51H127ZM40 53H39V52ZM47 51V52H46ZM48 51H49V53L51 52V54H52V56L53 57H51V54H49L48 53ZM67 51V52H66ZM85 51V52H84ZM18 52H20V53H18ZM53 52V53H52ZM81 52L82 54H83V57H82V54L79 53ZM99 52V53H98ZM111 52V53H110ZM17 53V54H16ZM113 53V54H112ZM20 54V55H19ZM65 54V55H64ZM79 54V55H78ZM14 55V58L12 57ZM81 55V56H80ZM85 55H87V56H85ZM95 55V56H94ZM101 55V56H100ZM119 55V56H118ZM38 56V57H37ZM90 58H89V57ZM103 56H104V58H103ZM1 57V56H0ZM9 57H7V59L9 58ZM58 57H61V58H63V59H61V58H59V59H61L62 61L64 60V59H69L68 61H66V63H64V61L62 62V61H60L59 59H58ZM78 57V58H77ZM99 57H102V58H100L99 60H98V58ZM82 58V59H81ZM87 59V58H89V60H84V59ZM106 58V59H105ZM110 58H113V59H110ZM44 59V60H43ZM91 59V60H90ZM102 59V60H101ZM0 60H2V57L0 58ZM24 60H26L27 62H25ZM30 60H32V61H30ZM70 60H71V62H70ZM111 60V61H110ZM115 60V61H114ZM122 60V61H121ZM73 61V62H72ZM86 61H88V62H86ZM89 61H91V63H89ZM97 61H98V63H97ZM110 61V62H109ZM19 62V63H18ZM35 64H34V63ZM74 62H76V63H74ZM92 62H93V64H92ZM119 62V63H118ZM122 62H124V63H122ZM126 62V63H125ZM233 63L234 61H230V62H226V64H229V63ZM20 63H21V65L22 66H20ZM30 63H32V64H30ZM94 63H97V64H94ZM19 64V65H18ZM28 64H30V66L31 65H33V66H31V68H30V66L28 65ZM58 64V65H57ZM64 64L66 65H68L69 64V66L67 67H65L64 66ZM74 64H75V66H74ZM92 64V65H91ZM224 65H223V67L222 66H214L213 65V69L211 68V67H209V66H207L208 64H204V65H206L207 67H206V72H203V71H205L204 70V65L203 66H201V70L199 71V74H200V79H198L199 77H197L196 78V75L197 76H199V74L197 73V72H195L194 73V76H193V78L191 77V79H189L190 77H184V82L186 81V83L185 84H183L184 82H182L181 80L182 79H179V81L180 82H178V80H176L174 83H175V87H177L178 88V86H179V84H180V86L182 87V88H175V90H174V88L172 87V86H174V84L170 87V89H168L167 91H164V90H162V89H160V88H156L155 89V91L153 90L150 94H148L147 96H146V98H144L143 99V101L142 100H140V102H136V101H134L136 104H134V102L133 103H130V104H132V105H130L129 104V108H131V110H136L135 112H133L132 113V115H134L135 113H137V112H139V113H137L138 115L137 116H139L140 118H134V120H135V122H134V120H130L131 118H129V120L128 121H130L128 124H127V119L123 116V115H121V116H119V115H117V116H115L116 115V112L117 111H115L114 112V110H117V109H115V107H116V102H114V104L112 103V102H108L107 104H108V107H107V110L109 111V112H107V116H114L115 117V120L114 121H111V117H103V118H101V120H100V122H102L103 124L105 123V121L103 122V120L105 119H109V120H107L108 122L109 121H111V122H113V123H111V122H109V125H110V123H111V127H109L108 129H112L113 131H111L110 132V130H108V129H106L105 131V135H106V133L109 131L110 133H111V135L109 134V132L107 133V135L106 136H108V135H110V136H108V138H107V142L110 140V138H112L110 141H109V144L111 145V147L109 146V148H105L104 147V145L102 146L101 144L99 145V142H101L102 140H101V138L102 137H100L99 136V134H101L100 132H96V133H94L93 134V137H91V139H89L90 141H89V143H88V149L89 150H91V151H95V152H97L95 155H96V158L93 156V155H91L90 157V159H89V162H87V163H89L88 165L89 166H91L92 167V169H91V167H89V172H88V170H87V174H90V172H92V170L93 169H95V168H97L98 166H100L101 164L103 165V164H106V166H104V167H107V165H108V168H109V170H110V168L112 169V171H114L115 169H116V167H117V163H115L116 162V159L117 160H119L120 161V163H122L123 164V168L124 169H129L130 170V173H129V175H127V176H125L123 179H120L118 182H116V183H114V182H111L110 181V178L111 177H107V176H104V178L102 179V181L103 182H108L109 184H105V185H108V186H100V187H97V186H91V188H86V187H79L80 189H75L74 188V186L73 185H71V184H68V183H65L66 184V186H65V188H66V190H65V192L63 193L64 194V196L62 197V198H58V199H60V201L62 202L61 204L62 205H66V206H69V208L71 207H74L75 205H76V202H77V204L79 203V197H82V198H84L85 199V201H87V202H90L89 203V205H90V209L92 210H94V211H92L93 212V215H94V219H95V224L97 223V226L99 227V229H100V227H101V229L100 230H98L99 232L102 230V229H104V230H102V233H101V240H103L102 242L105 244V243H107L106 244V246L107 247H111L113 244H114V241L115 240H117L114 236H119V235H122V234H126L127 233V236L129 237V236H132V237H129L130 238V240L131 239H133L134 241L136 240L137 242H141L140 240H142V242H144L145 240H149L150 242H154V240H153V238H154V236L152 235V233H149V234H146L144 231H143V226L141 225V224H138L137 223V221H135L134 223H133V226H132V224L131 225H126V226H124V228L123 227H118L116 224H113L112 222V224H110V222L108 223L107 221L109 220V221H111V218H109L105 213H104V209L105 208H107V207H111V206H113V208H114V210H113V212H115V213H117V214H119V215H122V216H124V217H130V215L131 214H134V212L135 211H137L136 209H137V206H139L140 205V203H138V201H136V200H139V199H142L143 198V196L142 195H145V197H150L152 200H154V201H156V204H157V199H162V201L161 200H158V201H160L161 203L159 204V202H158V204L159 205H161V206H159L158 205V208H159V210H157V208H156V212L158 213V221H160V223H161V225H163L162 226V229H163V232H165V233H163V239H162V241H165V239L167 240V239H170V237L172 236V235H169L168 233H170V232H168L167 230H169V229H171L172 228V225H169L170 224V217H173V218H177V220H175V225H176V228H177V232L178 233H180L181 234V232L180 231H182L183 232V226L182 225H180V228H178L179 226L177 225L178 224V220L179 219H184L185 217H192V215H193V212H195V210H198V206L197 205H191V207H186L187 205H185L184 203H182V202H179L178 204H177V206H174L173 205V201L171 202V204H170V201H168V202H166L165 201V199H170L171 200V198H172V196H176V197H181L182 198V196H184V194H185V190L186 189H191L192 190V188H195V187H197V186H199V185H202L204 188L206 187V188H208V186H210L209 185V183H208V179H206V178H204V177H206L207 175V173H209V175L208 176H212L211 177V179H217L218 181H220V183H225V184H228L229 182H228V180L230 181V178H229V172L230 171H232L233 172V170H234V168L235 167H226L227 166V164H224L223 162H222V160H220V162H219V164H218V161L217 160H215V155H216V152H215V148L216 149H223V152H224V154L226 153V156L227 157H229V149L232 147L233 149H237V150H242V152L244 153H242L244 156L246 155L247 156V158H248V156L249 157H251V156H253L254 158H255V156L254 155H256V158H255V160H257V161H259V156H258V153L256 154V152H255V147H254V143H253V136H251V135H249L248 137H246L249 133H248V129H250V128H253V126L258 130V131H260V132H262V134L264 135V131H263V121H264V115L262 114V113H264V111L262 110V108L264 109V104H263V98H264V87H262V88H260V87H258L260 84L256 81V83H252L251 82V78L253 77L254 78V80H255V77L254 76H252L253 74H251V75H249L248 76V72H246V69H245V71H244V67L242 68L241 66H242V64H241V62H238V63H236V64H234V66H237V64H240L241 66H239V67H241V69L239 68V67H231L230 65H226L225 63H223ZM11 65H12V67H11ZM35 65V66H34ZM81 65V66H80ZM90 65V66H89ZM228 67L229 66V68H231V70L232 69H234V70H230V69H228V68H226L225 69V67L226 66ZM232 65V64H231ZM36 66H37V68H36ZM40 66V67H39ZM50 66V67H49ZM78 66H80V67H78ZM82 66H85V67H82ZM90 67V69L92 70V68L94 69V70H92L93 72H91V70H89V67ZM225 66V67H224ZM233 66V65H232ZM14 67V68H13ZM17 67V68H16ZM19 67H20V69H19ZM32 67H34V68H32ZM53 69H55V70H53ZM92 67V68H91ZM97 67V68H96ZM112 67L114 68V69H112ZM220 67H222V68H224V70L223 69H220ZM11 68V69H10ZM39 68V69H38ZM58 68V69H57ZM85 68H86V72L84 71L85 70ZM88 68V69H87ZM105 68V69H104ZM209 68V70L207 71V69ZM214 68H217L218 70L215 72V70L216 69H214ZM241 70H239V69ZM11 71H10V70ZM35 69H36V72H35ZM38 69V70H37ZM64 71H63V70ZM81 69L84 71H81ZM107 69V70H106ZM111 69H112V71H111ZM220 69V70H219ZM236 69V70H235ZM237 69H238V78H237V75L235 76V78H237V79H239V80H235V78L233 79V73L234 72H237ZM243 69V70H242ZM19 70H20V72H19ZM59 70H61V71H63V72H61V71H59ZM112 73V72H114V73H110L109 71ZM126 70V71H125ZM127 70H129V71H127ZM214 70V72H213V74L212 73H210V72H212ZM223 70V71H222ZM23 71V72H22ZM34 71V72H33ZM222 71V72H221ZM231 71V72H230ZM244 71V72H243ZM8 72V73H7ZM13 72V73H12ZM14 72H15V74H14ZM25 72V73H24ZM46 72V73H45ZM52 73V75L51 74H48V73ZM60 72V74H58ZM203 72V73H202ZM230 72V73H229ZM241 72H243V73H248V74H246L244 77L246 78V79H244V77H241V76H243V75H241ZM10 73H12L13 74V76L14 75H16V76H14V77H11V75H10ZM17 73L19 74V76H17ZM29 73V74H28ZM34 73H35V75H34ZM38 73V74H37ZM89 73H91V74H89ZM108 75H107V74ZM197 73V74H196ZM205 73V74H204ZM219 75H218V74ZM224 75H223V74ZM242 73V74H243ZM5 74H7V76H5ZM20 74H22V75H20ZM42 74V75H41ZM48 74V75H47ZM99 76H98V75ZM123 74H126V75H123ZM193 74V73H192ZM202 74H204V75H202ZM208 74V75H207ZM220 74H222V75H220ZM235 74V73H234ZM8 75H10V77L8 76ZM53 75H55V77L53 76ZM81 75V76H80ZM82 75H84V76H82ZM89 76L90 75V77H93L92 79H90V77H87V76ZM105 75H107V76H105ZM128 75V76H127ZM27 76V77H26ZM58 76H60L59 78H58ZM102 76H104V77H102ZM110 76V77H109ZM113 76H115V77H113ZM207 76L208 77H210V78H207ZM213 76L215 77V78H213ZM232 76V77H231ZM251 76V78H249ZM20 77V78H19ZM31 77V78H30ZM79 79H78V78ZM82 77H83V79H82ZM85 77V78H84ZM89 79H87V78ZM96 77H98L97 79H96ZM126 77V78H125ZM194 77L196 78V80H193L194 79ZM228 79H227V78ZM23 78V79H22ZM44 78H50V79H43ZM54 78V79H53ZM57 80H56V79ZM65 78H67V79H65ZM77 78V79H76ZM216 78H218V80L216 79ZM248 78H249V80H248ZM253 78H252V81H253ZM18 79H20V81L18 80ZM65 79V80H64ZM87 79V80H86ZM22 80V81H21ZM41 80H42V82H41ZM54 80H56L55 82H54ZM64 80V81H63ZM78 80L80 81V82H78ZM82 80H85V81H82ZM104 80V81H103ZM191 80H193L194 81V83H193V81L191 82ZM204 80V81H203ZM228 80V81H227ZM14 81H15V83H14ZM23 81H25V82H23ZM46 81H48V82H46ZM70 81V82H69ZM75 81H77V82H75ZM94 81V82H93ZM200 81V82H199ZM201 81H202V83H201ZM224 81V82H223ZM246 81H248L250 84L248 85L247 83L248 82H246ZM3 82V83H2ZM19 84H18V83ZM176 82H178V85H176ZM196 82V83H195ZM203 82H205V84L203 83ZM246 82V83H245ZM13 83H14V85L15 86H13V87H11L12 85H13ZM29 83V84H28ZM34 85H33V84ZM42 83V84H41ZM76 83V84H75ZM110 83H112L113 84V88H115V89H113L112 88V86H110ZM197 83L199 84V83H201V85H204V86H202L203 87V89H202V87H199V85H197ZM206 83H208L209 85H207ZM258 83V84H257ZM12 84V85H11ZM35 84H36V86H35ZM59 84V85H58ZM68 84V85H67ZM72 84V85H71ZM74 84V85H73ZM104 84V85H103ZM108 84V85H107ZM111 84V85H112ZM114 84H115V86H114ZM123 84V85H122ZM187 84H189V89H183V85H185V86H188ZM193 84H196V85H193ZM210 84H212V85H214L215 86V88L212 86V88H211V86H210ZM247 84V85H246ZM252 84V85H251ZM253 84H255V85H253ZM4 85H7L6 87L4 86ZM16 85H18V86H16ZM31 85V86H30ZM100 85V86H99ZM103 85V86H102ZM122 87H121V86ZM191 85V86H190ZM200 85V86H201ZM221 85H223V88L222 87H219V86H221ZM244 85V86H243ZM21 86V87H20ZM55 86V87H54ZM67 86V87H66ZM71 86V87H70ZM97 86H98V89H96L97 88ZM105 86V87H104ZM240 86V87H239ZM249 86H251L250 87V90H247V88L249 89ZM254 86V87H253ZM15 87V88H14ZM25 87H26V89L27 90H24L25 89ZM30 89H29V88ZM41 87V88H40ZM209 87H210V90H208L209 89ZM13 88V89H12ZM18 88H21L20 89V91H19V89ZM60 88V89H59ZM62 88V89H61ZM101 88V89H100ZM106 88H108V89H106ZM124 88V89H123ZM184 88H186V87H184ZM190 88H192V89H190ZM199 88H201V89H199ZM214 88V90H211V89H213ZM240 89L239 90V92H238V89ZM247 90H245V89ZM51 89H52V91H51ZM86 89V90H85ZM87 89H89V90H87ZM94 89H95V91H94ZM121 89V90H120ZM222 89V90H221ZM263 89V90H262ZM63 90H65V91H63ZM68 90V91H67ZM111 90V91H110ZM169 90H172V92L171 91H169ZM179 90V91H178ZM181 90V91H180ZM184 90H186L188 93L189 92H194V90H195V93H189V97H188V93H186V92H184ZM191 90V91H190ZM201 90V91H200ZM224 90H227V92L225 91V93L229 96V95H231V96H229V97H227V96H225L226 94H224V97H226L228 100V102L227 101H225L226 100V98H225V100L223 99V95H220L221 94V92H224ZM236 90H237V92H236ZM15 91H16V94H14L15 93ZM48 91H51V92H49L48 93ZM55 91V93L56 94H58L59 96H61V100L59 101V103H60V105H58V108H54V106H51V105H48L49 103L48 102H50L49 100L48 101H46L45 102V104H43V102L41 103H37L36 102V100H37V97L39 98L42 94H44L43 96H42V98H43V100H44V98H46L50 93H52V92H54ZM58 91V92H57ZM63 91V92H62ZM215 91V92H214ZM221 91V92H220ZM249 91V92H248ZM261 91H263V92H261ZM100 92V93H99ZM169 92H171V93H169ZM173 92H177V94H178V92H179V95H180V98L178 97V96H176V97H178V99H176V98H173L172 97V94H173ZM181 92H182V94H181ZM213 92H214V94H216V95H214L213 94ZM45 93L47 94V95H45ZM64 93V94H63ZM73 93H79V95L77 94V95H75V94H73ZM126 92H124V94H125ZM167 93H169V94H167ZM207 93V94H206ZM246 93V94H245ZM61 94V95H60ZM64 96H63V95ZM71 94V95H70ZM80 94H82V95H80ZM85 94V95H84ZM156 94H158V95H156ZM167 94V95H166ZM177 94H175V95H177ZM185 94V95H184ZM38 95V96H37ZM40 95V96H39ZM68 95V96H67ZM86 95H88V96H86ZM152 95V96H151ZM175 95L173 94V96L175 97ZM187 95V96H186ZM213 95H214V97H213ZM233 95H234V97H233ZM240 95V96H239ZM242 95V96H241ZM248 96V98H250V96L251 97H255L258 101L257 102H255V101H253L254 99H251V101L250 102H252L251 104L248 102L247 103V101H248V98H247V96ZM2 96H3V98H2ZM63 96V97H62ZM73 96H77V97H74V99H72L71 97ZM91 96V97H90ZM97 96V97H96ZM103 96V97H102ZM148 96H151V98H149ZM216 96V97H215ZM69 97H70V100H68L67 101V99H69ZM79 97V98H78ZM84 97V98H83ZM85 97H87L86 99H85ZM109 97V96H108ZM171 99V101L169 100V98ZM185 99H184V98ZM187 97V98H186ZM201 97V98H200ZM208 97H210V98H208ZM232 97V98H231ZM239 97V98H238ZM242 97V98H241ZM243 97H244V100H243ZM66 98V99H65ZM76 98H78V99H76ZM106 98V97H105ZM159 98H161V99H159ZM172 98L173 99H175V100H182V99H184L185 100V102H187V101H189V102H187V103H189L190 104V106H186V105H183V107L184 108H189L190 110L193 108H196V109H194L195 111H193V110H191V111H193V112H190L188 109V111L186 112V110L184 111V112H186L185 114H187V116L188 115H190V116H186L183 112H179L178 113V111L177 112H172V111H170V112H168V109H167V111L166 110H164V109H162L161 108V106L159 105L160 103H162L161 105H163V103H167V101H168V103H170V104H172L173 103V101L174 100H172ZM212 98V99H211ZM0 99V100H1ZM163 99V100H162ZM211 99V100H210ZM23 100V101H22ZM31 100V101H30ZM55 100V99H54ZM65 102H64V101ZM72 100V101H71ZM77 100V101H76ZM90 100V99H89ZM183 100V101H184ZM200 100V101H199ZM210 100V101H209ZM242 100V101H241ZM20 101V102H19ZM71 101V102H70ZM164 101V102H163ZM22 102H26V103H28L29 105H27V104H24V103H22ZM37 104H36V103ZM158 103V104H156V103ZM215 102V103H214ZM227 102V103H226ZM238 102H240L239 104H238ZM259 102H261V103H259ZM3 103H6V104H3ZM58 103V104H59ZM70 103V104H69ZM141 103H143V105L141 104ZM154 103V104H153ZM167 103V104H168ZM176 103H177V101H176ZM175 103V104H176ZM254 103V104H253ZM257 103H259V104H261V106H259V104L257 105ZM22 104H23V106H22ZM34 104L36 105V107H34ZM66 106V109H65V106ZM140 104L143 106V107H140ZM253 104V105H252ZM12 105V106H11ZM21 106V107H19V106ZM33 105V106H32ZM46 105V106H45ZM61 105H63V106H61ZM76 105H78V106H76ZM118 105V104H117ZM173 105H174V103H173ZM179 105H182V104H179ZM198 105H201V106H203V107H206L207 105H209V106H207L206 107V109H204V111H201L200 109H198L197 107H198ZM240 105H243V107L242 106H240ZM254 105L256 106V107H254ZM11 106V107H10ZM27 106V107H26ZM29 106H31V107H29ZM115 106V107H114ZM157 106L158 107H160V108H158L157 109ZM176 106H178V104L176 105ZM217 106H218V108H217ZM248 106V107H247ZM14 107V108H13ZM19 107V108H18ZM111 107V108H110ZM150 107H154L155 109H152V108H150ZM180 107V106H179ZM182 106H181V109L183 108ZM210 107V108H209ZM219 107L221 108L220 110H219ZM262 107V108H261ZM22 108V109H21ZM59 108H61V109H63V110H60L59 111ZM72 108H74V109H72ZM114 108V109H113ZM183 108V109H184ZM207 108H208V110H207ZM212 108V109H211ZM250 108H254V109H257L258 108V110H255V112H254V109H253V111H252V109H250ZM12 109H17L16 111H12ZM21 109V110H20ZM35 109H36V111H35ZM138 109H140V110H138ZM220 111H218V110ZM229 109V110H228ZM237 109V110H236ZM2 110V111H1ZM23 110V111H22ZM77 110V111H76ZM138 110V111H137ZM179 110V109H178ZM213 110V111H212ZM262 111V112H260V111ZM12 111V114L10 113ZM21 111V112H20ZM74 111V112H73ZM197 111H201V112H199V113H197V115H196V112ZM210 111V112H209ZM238 111V112H237ZM245 111V112H244ZM259 112L260 114H261V116L263 117H261L260 118V115H259V113H257L258 114V116L256 115V112ZM6 112H8L7 114H6ZM16 112V113H15ZM61 112H63V113H65V114H63V115H61ZM72 112V113H71ZM77 112V113H76ZM144 112L146 113V114H144ZM154 112V113H153ZM160 112V113H159ZM71 113V114H70ZM110 113V114H109ZM114 113H115V115H114ZM169 113H170V115H169ZM177 113V114H176ZM207 114L206 116H204L203 117V115H201V114ZM218 113H220V114H218ZM14 114V115H13ZM181 114H182V120H181ZM195 114V116H198V118L196 117L195 119H193L194 118V115ZM221 114L223 115L222 117L223 118H226V114H228V115H230V114H232V115H230L229 117H231L233 120H234V122H231V120L230 119H228V118H226V119H223V118H221ZM247 114L249 115V117L248 118H246V117H244V116H247ZM251 114V115H250ZM12 115V116H11ZM67 117H66V116ZM71 115V116H70ZM199 115H201V116H199ZM220 115V116H219ZM238 117H237V116ZM257 119V117L259 118V119H257L258 120V122H257V120L254 122V117ZM147 116V117H146ZM149 116V117H148ZM155 116H157V117H163L162 118V121L160 122L159 120H155L154 119V117ZM207 116L208 117H210V120H206V119H209V118H207ZM214 116V117H213ZM225 116V117H224ZM9 117H11V118H9ZM116 117H119L117 120H116ZM146 117V118H145ZM179 117V118H178ZM187 118V120H186V118ZM221 118V120H220V118ZM253 117V118H252ZM65 118L68 120V122H67V120H65ZM122 118H124V119H122ZM147 118L149 119V121L147 120ZM165 118H166V120H165ZM215 118V119H214ZM236 118V119H235ZM238 118H239V120H238ZM65 121H64V120ZM122 121V122H120V120ZM139 119H143V126H140V128H139V125H142V124H138V122H139ZM151 119V120H150ZM164 119V120H163ZM190 119V120H189ZM193 119V120H192ZM253 119V120H252ZM124 120H125V122H124ZM169 121V122H166V121ZM215 120H216V122H215ZM217 120H218V122H217ZM219 120H220V122H219ZM243 120V121H242ZM117 121V122H116ZM132 121V122H131ZM137 121V122H136ZM141 121V120H140ZM147 121V122H146ZM206 121H207V123H206ZM214 121V122H213ZM224 123H223V122ZM247 121V122H246ZM262 121V122H261ZM150 122H152L151 124H150ZM253 123V125H252V123ZM61 123V124H60ZM69 123V124H68ZM115 123H117V124H115ZM120 123V125L122 126V127H124L126 130H124L123 128H117V126L116 125H118ZM123 123H125V125L123 126ZM130 123H132V124H130ZM134 123V124H133ZM212 123L214 124H216L217 123V125H216V127L214 126V125H212ZM218 123H220L219 125H218ZM222 123V124H221ZM228 123V124H227ZM236 123H237V125H236ZM248 123H249V125L250 126H248ZM256 123V124H255ZM257 123L259 124V125H257ZM126 124H127V126L129 127V129H127V126H126ZM149 124V125H148ZM152 124H154V125H157V126H152ZM159 124V125H158ZM208 124V126L206 127V125ZM224 124H226L228 127H226V125L225 126H223ZM105 125V124H104ZM106 125H107V122H106ZM113 125V126H112ZM114 125L116 126L114 129H113V127H114ZM132 125H133V129H131L130 130V128H132ZM145 125V126H144ZM148 125V126H147ZM252 125V126H251ZM260 125H262V126H260ZM119 126V125H118ZM120 126V127H121ZM137 126H138V128H137ZM150 126V127H149ZM210 126H211V128L212 127H214V128H210ZM52 126H49L48 128H51ZM63 127H62V129H63ZM143 127V128H142ZM162 128V129H158V128ZM170 127V128H169ZM218 127H219V129H218ZM222 127H225V129L227 130H225L224 128H222ZM232 127V128H231ZM246 127L248 128L247 130H246ZM261 127L263 128V129H261ZM53 128V127H52ZM166 128V130H164ZM206 128V129H205ZM118 129L119 130H121V133H123V134H120L119 132L120 131H118ZM139 131H138V130ZM143 129H145V130H143ZM168 129H171V130H168ZM230 129V130H229ZM47 131H49L50 133H52L51 135H53V136H55V135H57L58 134V136L60 137L61 136V134L60 133H58V132H56V131H54V130H51V129H46ZM45 129H43V132L44 131H46ZM108 130V131H107ZM159 130V132L161 133V135L159 134V133H157L156 131H158ZM173 130V131H172ZM176 130V131H175ZM192 130H194V131H192ZM204 130V131H203ZM39 131H41V130H39ZM39 131H36V132H39ZM53 131V132H52ZM116 131V132H115ZM118 131V132H117ZM152 131H155L154 133H152ZM169 133H168V132ZM171 131V132H170ZM221 132V133H215V132ZM224 131V132H223ZM229 131V132H228ZM233 131V132H232ZM235 131H236V133L239 135V136H241L240 138L239 137H237V135L236 134H234L235 133ZM238 131H239V133H238ZM126 132V133H125ZM163 132V133H162ZM175 132V133H174ZM227 132V133H226ZM41 134H42V132H40ZM45 134H46V132H44ZM151 133H152V135H151ZM156 133V134H155ZM231 133V134H230ZM243 133H245L244 135H243ZM45 134H42V137H44V138H46V139H49V138H51V137H48V136H45ZM55 134V135H54ZM115 134H117V135H115ZM126 134L128 135V136H126ZM133 134H135L136 136H138V137H136L135 135H133ZM225 134V135H224ZM240 134H242V135H240ZM247 134V135H246ZM44 135V136H43ZM46 135H50V134H46ZM120 135H123V136H125V138L126 139H124L123 138V136H120ZM139 135H140V137L141 136H143V137H141V138H139ZM173 135L175 136V137H173ZM214 135V136H213ZM95 136V137H94ZM105 136V137H106ZM119 136V137H118ZM212 136V137H211ZM218 136V137H217ZM98 139H97V138ZM121 137V138H120ZM214 137V138H213ZM216 137V138H215ZM236 137L238 138V139H236ZM242 137H245L244 139H245V141L243 140V138ZM264 137V136H263ZM177 138V139H176ZM218 138V139H217ZM242 138V139H241ZM54 139V138H53ZM59 139V138H58ZM94 139H96V140H94ZM103 140H105L104 138H102ZM121 141H120V140ZM122 139H124V140H122ZM150 140V141H152V142H148L147 140ZM175 140V142L177 143V141L179 142L177 145H179L178 147L180 148H178V149H175L174 150V148H171L170 147V144L168 143L169 142V140ZM195 139V140H194ZM197 139V140H196ZM216 141H215V140ZM239 139H240V141H239ZM248 139V140H247ZM52 140V139H51ZM55 141H56V139H54ZM140 140H143V141H147V142H141ZM177 140V141H176ZM222 140V141H221ZM242 140H243V142H242ZM246 140H247V142H246ZM252 140V141H251ZM263 140H264V138H263ZM115 141L117 142V143H115ZM123 141V142H122ZM132 141H134V142H132ZM237 141H239V142H237ZM248 141H250V142H248ZM236 142V143H235ZM240 142H242V144H240V146H239V143ZM245 142V143H244ZM96 143V144H95ZM98 143V144H97ZM126 143V144H125ZM132 143H134V145L132 144ZM139 143V144H138ZM205 143V144H204ZM207 143V144H206ZM246 143H247V145H246ZM95 144V145H94ZM117 144H119V145H117ZM167 145V147H166V145ZM181 144V145H180ZM184 144V145H183ZM204 144V145H203ZM236 144H238V146L236 145ZM94 145V146H93ZM115 145V146H114ZM183 145V146H182ZM185 145H188L187 147H185ZM201 145H203L204 147H201ZM243 145V146H242ZM246 145V146H245ZM91 146V147H90ZM120 146H122V147H120ZM163 146V147H162ZM195 146V147H194ZM245 146V147H244ZM184 147V148H183ZM196 147H197V149H196ZM98 148H102V149H100V152L99 151H96ZM123 148H124V150H123ZM151 148H153V149H151ZM155 148V149H154ZM185 148H188V149H185ZM190 148V149H189ZM212 148H213V151H212ZM244 148V149H243ZM252 150H251V149ZM94 149V150H93ZM108 149V150H107ZM194 149V150H193ZM205 149H207V150H205ZM99 150V149H98ZM117 150V151H116ZM126 150V151H125ZM177 150H179V151H177ZM187 150V151H186ZM189 150V151H188ZM193 150V151H192ZM201 150V151H200ZM247 150V151H246ZM249 150H250V152H249ZM101 151L102 152H107L106 154L105 153H101ZM173 151V152H172ZM182 153H181V152ZM191 151V152H190ZM203 151V152H202ZM205 151V152H204ZM253 151V152H252ZM1 152V151H0ZM101 153V154H99V153ZM174 152H176V153H174ZM187 152V153H186ZM199 152H201V153H199ZM183 153H185V154H183ZM199 155H198V154ZM253 153V154H252ZM125 154V155H124ZM196 154H197V157H196ZM248 154H250V155H248ZM113 157H112V156ZM119 155V156H118ZM123 155V156H122ZM173 155V156H172ZM183 155V156H182ZM195 156L196 157V162H199V166L202 168V169H197L195 166H194V164H195V160L194 161H192V157L191 156ZM15 156H17V155H15ZM97 156L99 157V158H101V159H99V158H97ZM180 158H179V157ZM187 156H188V158H189V160H188V158H187ZM110 157H112V158H116V159H114V160H112V159H110ZM5 157H2V159H4ZM24 158V157H23ZM102 158H103V160H102ZM185 158H187V160L185 159ZM200 160H199V159ZM5 159H7V158H5ZM105 159H107V160H105ZM126 159V160H125ZM205 159V160H204ZM229 159H231V157L229 158ZM14 160V161H13ZM13 160H11L12 161V163L11 162H9L8 164L9 165H11V164H13L12 166H11V168L15 171V168H19L18 170H19V172L20 171H22L23 169V167H24V165L23 164H26V166L24 167V168H26L27 169V167H32V166H30L29 164H31L32 165V161H29V160H27V162L26 163H24V160H25V158H24V160H22V158L21 159H19V160H21V162L23 161V163H22V166L23 167H19V165H20V161H17L16 159H13ZM110 160V161H109ZM112 160V161H111ZM215 160V161H214ZM92 161V162H91ZM102 163H101V162ZM107 161V162H106ZM114 161V162H113ZM212 161V162H211ZM3 162V161H2ZM13 162H15V163H13ZM106 162V163H105ZM115 163V165L116 166H114V164L113 163ZM126 162V163H125ZM185 162H187V163H185ZM189 162H191V163H189ZM3 163H5V164H7L6 162H3ZM3 163H0V182H2L3 181V185H1L2 187H4V188H2L1 186V188H0V199H3V200H0V205H1V207H0V223L1 224H3L4 222H6V224H7V218H14V219H16V218H18V217H20V216H22V217H28V215L27 214H25V212L22 210V212H20L21 210H20V207L18 206V202H17V198H19L20 197V188H19V185H18V182H17V177L15 176L16 174V172L14 173V171L13 172H11V170H10V166L8 167V164L5 166V164H3ZM28 163V164H27ZM194 163V164H193ZM234 163V161L233 160H231V162H230V164H233ZM14 164H18V165H14ZM125 164V165H124ZM136 164V165H135ZM174 165L176 168H177V170L179 171V173H181V175H182V177H183V187H185L184 189H180V188H176V189H174V190H171L169 187H167V184L165 183V181L167 180V178L169 177V166L170 165ZM229 164V165H230ZM101 165V166H102ZM131 165V166H130ZM161 165V166H160ZM213 165V166H212ZM216 165V166H215ZM228 165V166H229ZM2 166V167H1ZM159 166V167H158ZM103 167V166H102ZM130 167H132L131 169H130ZM136 167V168H135ZM161 167V168H160ZM188 167V168H187ZM6 168H9V170H10V175H7L6 173H5V169ZM196 168V169H195ZM218 168V169H217ZM22 169V170H21ZM28 170V169H27ZM17 171V170H16ZM229 171V172H228ZM23 172V173H22ZM21 172V174H22V176H23V178L24 179H26V181L27 182H30V180L32 179V177L30 178L29 177V174H26L27 172H26V170L24 171H22ZM3 173V174H2ZM162 173V174H161ZM184 173V174H183ZM190 173H191V175H190ZM92 174V173H91ZM212 174V175H211ZM27 176V177H26ZM161 176V177H160ZM191 176V177H190ZM231 177V176H230ZM208 178V177H207ZM224 178H226L227 179V181H226V179H224ZM7 179V180H6ZM10 179V180H9ZM143 179H144V181L145 182H142L143 181ZM147 179V180H146ZM158 179V180H157ZM204 179H206V180H204ZM220 179V180H219ZM202 180V181H201ZM225 180V181H224ZM7 181H9L8 183H6ZM16 181V182H15ZM32 181V180H31ZM110 181V182H109ZM200 181H201V183H200ZM14 182H15V184H14ZM228 182V183H227ZM5 183V184H4ZM32 183V182H31ZM200 183V184H199ZM10 184V185H9ZM139 184V185H138ZM141 184V185H140ZM186 184V185H185ZM110 185V186H109ZM144 185H145V187L146 188H143L144 187ZM153 185V186H152ZM163 185H164V187H163ZM193 185V186H192ZM204 185H207V186H204ZM15 186V187H14ZM18 186V187H17ZM67 186H69V187H67ZM127 188H126V187ZM133 186V187H132ZM195 186V187H194ZM112 187V190H110L109 188H111ZM11 188V189H10ZM13 188H16V190L15 189H13ZM128 188L130 189V190H128ZM164 188V189H163ZM209 188H211V186L209 187ZM254 188H256V187H254ZM6 189V191H4ZM107 190H109L108 192H112V191H114V192H112V195L116 198V204L114 205V204H112V202L110 201L111 200V197H110V195L109 194H111V193H108L107 192ZM141 190H142V192H141ZM146 190V191H145ZM216 190H218V192H220V194H216ZM134 191H137V193H134ZM143 191L144 192H147V193H143ZM154 191H155V193H154ZM213 191H216L215 192V194H213V195H210L211 196V200H212V197L216 200V199H218V200H220V201H218V202H220L221 203V205H222V203H224V204H226V207H225V205H224V207H222L223 209H226L225 211H227V210H229V208L231 207V199L230 200H228L229 198H227V196H225L226 195V193L222 190V189H219V188H214V190ZM213 191H210V193H213ZM2 192H5L6 194L7 193H9L11 196H12V198H13V200L11 199H9L8 201L7 200H5V197L7 196V195H5V196H3L2 195ZM105 192V193H104ZM120 192H121V194H120ZM125 192H129V193H131V195H132V193H133V197H131V199L130 200H133V201H135V202H133V203H135L134 205L133 204H131L132 202H129V201H127L126 199H125ZM225 193V195L224 196H222L224 193ZM16 193V194H15ZM67 195H66V194ZM210 193H208V194H210ZM233 193H234V190H233ZM15 194V195H14ZM62 194V195H63ZM105 194L106 195H108V196H105ZM117 194V195H116ZM138 194V195H137ZM142 194V195H141ZM153 194V195H152ZM167 194V195H166ZM222 194V195H221ZM136 195V196H135ZM97 196V197H96ZM135 196V197H134ZM140 196V197H139ZM152 196H154V197H152ZM166 196V197H165ZM167 196H169V197H167ZM88 197V198H87ZM136 197L137 198H139V199H136ZM142 197V198H141ZM223 197V198H222ZM104 198V199H103ZM119 198H121V199H119ZM134 198V199H133ZM57 199V200H58ZM75 199V200H74ZM180 199V198H179ZM214 199L212 200L213 201V203L215 202V205H213V203L211 202V210H209L210 208H207V210H205V213H206V211H207V213L206 214H204V215H206L205 217L207 218H205L204 219V216H198V219L197 218H195V225H197V223L199 222V223H202V224H198V225H201V226H199V227H201V228H203L202 230H206L205 232H204V234H205V238H207L208 236H210V238L208 237V241L203 237V240L205 241V243H199V244H196V246L193 244V245H185V244H188V243H185L184 244V246L185 247H179L178 249H176L175 251H173L172 253H170V254H168V255H162L161 257L162 258H165L164 256H166V260L164 259V262H163V264H186V262H187V259H190V260H188V261H194V264H201L199 261H197V259H201V260H206V263H211V264H222V262H223V260L221 259V256H220V254L218 253V247H220V245H222V246H228L227 244H229V243H234V242H237L238 241V244H237V246H235L236 248H238V246H243L244 247V249H246L247 247H249V245H248V242H245L246 240H247V238L249 237V235L251 236L252 234L254 235V233H255V235H256V233H257V235L255 236H253L254 237V239L256 240V239H258V238H263L262 240H263V242H264V227H263V225H258V227H257V225H255V222L256 223H260V221H259V219H257L256 217V219L255 220H253V218L251 219V220H248V221H245V220H247V219H245V218H243L242 216H240V215H237L236 214V212H234L233 214H235L236 215V217L235 218H237V219H234V221H233V223L235 222V224H234V227H237L238 228V226H242L241 224V221L243 220L244 221V225L242 226V227H244L245 228V226H247V228H245V229H243L242 231H241V233L243 234V235H241L240 234V230H241V227L240 228H238V230H234L233 228V226H232V222H231V224L229 223L228 225L227 224H225L226 222H227V219H226V222L223 224L222 223V219H223V217H221L222 216V211H223V209L221 208V206L220 205H218V204H216V203H218L217 201H214ZM64 200V201H63ZM74 200V202H72ZM104 200V201H103ZM106 200V201H105ZM125 200V201H124ZM223 200H226L227 201V203H225V202H223ZM60 201H59V203H60ZM117 201H119V202H117ZM180 201V200H179ZM222 201V202H221ZM230 202V204H229V202ZM3 204H2V203ZM21 202V201H20ZM71 202V203H70ZM98 203V204H96V203ZM137 202V203H136ZM70 203V204H69ZM94 203V204H93ZM127 203H130V204H127ZM219 203V204H220ZM5 204H7V205H5ZM11 204H13L14 205V207H13V205H11ZM36 207H39L38 208V210L39 209H47L46 211H48V210H51V208L50 207H48V206H43V202H40V201H37L36 203ZM136 204H137V206H136ZM228 204V205H227ZM3 205V206H2ZM106 205V206H105ZM61 206V205H60ZM135 206V207H134ZM157 206V205H156ZM172 206V207H171ZM195 206V207H194ZM217 206V207H216ZM230 206V207H229ZM62 208H63V206H61ZM214 207H216V208H214ZM4 208H5V210H4ZM12 208H13V210H12ZM75 208V207H74ZM112 208V209H113ZM164 208H166V212H164L165 210H164ZM180 208V209H179ZM197 208V209H196ZM202 207H199V209H201ZM204 208V207H203ZM203 208L201 209V210H199V211H201V213H202V210H203ZM63 209H66V208H63ZM205 209V208H204ZM212 209H214V211L212 210ZM219 209H220V211H219ZM99 210H100V212H99ZM102 210V211H101ZM7 211H9V212H13V213H9V212H7ZM99 213H98V212ZM162 211V212H161ZM193 211V212H192ZM216 211V212H215ZM23 212H24V214H23ZM49 212V211H48ZM209 212H211V213H209ZM218 212V214H216ZM4 213H5V215H4ZM44 213V212H43ZM43 213H41V215H43ZM95 213V214H94ZM200 213V214H201ZM204 213V212H203ZM202 213V214H203ZM215 213V214H214ZM219 213L221 214V215H219ZM129 214V215H128ZM214 214V215H213ZM166 215V216H165ZM212 215H213V217H212ZM195 216V215H194ZM193 216V217H194ZM3 217H4V219H3ZM195 217H197V216H195ZM215 217H216V219H215ZM6 218V219H5ZM99 218V219H98ZM103 218V219H102ZM210 218V219H209ZM220 218V219H219ZM3 221H2V220ZM106 219V220H105ZM163 219H164V221H163ZM201 219V220H200ZM202 219H204V220H202ZM240 221H239V220ZM242 219V220H241ZM167 220V221H166ZM197 220H198V222H197ZM211 220H213V221H211ZM252 220H253V223H252ZM2 221V222H1ZM102 221H104L103 223H102ZM211 222V225H210V222ZM216 221V222H215ZM220 221H221V223H220ZM242 221V222H243ZM255 221V222H254ZM162 222L164 223V224H162ZM206 222H208L207 224H206ZM230 222V221H229ZM238 222V223H237ZM252 223L253 225L252 226H254V228H252L251 226H249L248 227V225H247V223ZM136 223V224H135ZM212 223H214V224H212ZM219 223V224H218ZM240 223V224H239ZM258 223V224H259ZM5 224V223H4ZM5 224V225H6ZM102 224V225H101ZM215 224H217L216 225V230H215ZM261 224V223H260ZM4 225V226H5ZM46 225V226H45ZM65 225V223L64 222H58V223H56V225H54V224H51V222H50V220H46V222L45 223H43V224H41L40 225V227H41V229H42V231L41 232H44L45 230L44 229H46V228H49L50 226H53L54 227V230H57V229H59V228H62L63 226ZM111 225V226H110ZM206 225H207V227H206ZM208 225H210V226H208ZM237 225V226H236ZM7 226V225H6ZM5 226V227H6ZM137 228H136V227ZM226 226V227H225ZM229 226V227H228ZM256 226V227H255ZM97 227V228H98ZM109 227H110V229L112 230V232H110V230H109ZM212 227H214V230H213V228ZM222 227L224 228V229H222ZM233 227V228H232ZM56 228V229H55ZM182 228V229H181ZM205 228V229H204ZM128 229V231H126V232H124L125 230H127ZM134 229V230H133ZM138 229V230H137ZM210 229V233L208 234V230ZM240 229V230H239ZM131 230H132V232H131ZM138 231V233L136 232V231ZM219 230V231H218ZM227 230V231H226ZM229 230H231V232H228ZM251 230H253V231H251ZM82 231H84V227L83 228H81V230H80V232H82ZM121 231V232H120ZM133 231H135V232H133ZM185 231V230H184ZM212 231H213V234H212ZM257 231V232H256ZM123 232V233H122ZM220 232V233H219ZM246 232V233H245ZM254 232V233H253ZM112 233V234H111ZM121 233V234H120ZM227 233H230V234H227ZM239 235H238V234ZM143 234L145 235V236H143ZM206 234H207V237H206ZM212 234V235H211ZM218 234V235H217ZM220 234H221V236H220ZM237 234V235H236ZM261 234V235H260ZM105 237H103V236ZM149 235H151V237L149 236ZM168 235V236H167ZM223 235V236H222ZM226 235V236H225ZM232 235H234V236H232ZM236 235V236H235ZM151 238V239H149V237ZM165 236V237H164ZM167 236V237H166ZM214 236V237H213ZM225 236V237H224ZM231 236V237H230ZM136 237H138V239H135ZM169 237V238H168ZM185 237H188V236H185ZM220 237V239L218 240V238ZM223 237V238H222ZM240 237V240L238 239ZM144 238V239H143ZM231 240H230V239ZM175 239H177V236H175ZM210 239H211V241H210ZM238 239V240H237ZM246 239V240H245ZM113 240V241H112ZM133 240H131V241H133ZM152 240V241H151ZM173 240H174V238H173ZM212 240H214V242L212 241ZM244 241V243H242L243 241ZM110 241V242H109ZM231 241V242H230ZM145 242H147V241H145ZM176 242H177V240H176ZM217 242H220V243H217ZM229 242V243H228ZM239 242H240V244H239ZM82 243V244H81ZM81 243H78L77 245H76V248H75V250L77 251V252H83L84 253V251L83 250H88L89 249V247H90V245H89V242L87 243L86 242V240H84L83 242H81ZM113 243V244H112ZM225 243V244H224ZM89 246H88V245ZM213 244V245H212ZM218 244H220V245H218ZM232 244H230V245H232ZM236 243H234L233 245H235ZM246 244V245H245ZM80 245V246H79ZM213 246V247H212ZM241 246V247H242ZM245 246H246V248H245ZM83 247H84V249H83ZM191 248L193 251H191L190 249H188V248ZM198 247V248H197ZM81 248V249H80ZM210 248V249H209ZM223 248V247H222ZM187 249V250H186ZM205 249H209L208 251H206ZM254 249H257V246H254ZM259 250H258V253H257V251L255 252V255H252V257L250 256L249 258L250 259H248L247 261H246V263H248V261H251V262H249V264H251V263H253V261H254V264H264V247H261V252L263 253H261L260 252V254H259V251H260V247L258 248ZM178 250V251H177ZM203 251H205L206 253L207 252H211V253H213V254H211V255H206V253H205V255L206 256H208V259H206V258H204L205 256H204V254H203ZM213 251H215V252H213ZM216 253V254H215ZM257 253V254H256ZM173 254V255H172ZM215 254V255H214ZM259 254V255H258ZM213 255V256H212ZM218 255V256H217ZM167 256H168V258H167ZM254 256V257H253ZM258 256V257H257ZM263 256V257H262ZM5 256H4V254L2 253V254H0V264H7V262H6V260H5V258H4ZM112 257V256H111ZM110 257V260L112 259ZM114 257V256H113ZM216 257V258H215ZM183 258H184V260H183ZM209 258H211V259H209ZM243 257H240V259L242 260V262H244V263H242V264H245V261H243V259H242ZM258 258V259H257ZM263 258V259H262ZM186 259V260H185ZM219 259V260H218ZM252 259V260H251ZM254 259H257V260H254ZM22 260V259H21ZM18 261V264H23L25 261H26V263H29L30 264V258L27 256V257H24V262H22V261ZM109 259H107V260H105L106 262H114L115 261V258H113V260H111L110 261ZM171 260V261H170ZM182 260V261H181ZM208 260V261H207ZM240 260V261H241ZM263 260V261H262ZM173 261V262H172ZM183 261H186V262H183ZM240 261H237L238 263L240 262ZM255 261H257V262H255ZM261 263H260V262ZM170 262V263H169ZM240 263V264H241ZM25 264V263H24Z\"/></svg>",
	"mask_w": 264,
	"mask_h": 264
},
{
	"label": "snow or ice",
	"instance_id": "6c2138e0",
	"mask_svg": "<svg viewBox=\"0 0 264 264\" xmlns=\"http://www.w3.org/2000/svg\"><path fill=\"white\" fill-rule=\"evenodd\" d=\"M0 7L5 8V9H11L14 6L13 5H7V4H0ZM260 7H261L262 11H264V0H262V4ZM186 264H194V261H187Z\"/></svg>",
	"mask_w": 264,
	"mask_h": 264
}]
</instances>
